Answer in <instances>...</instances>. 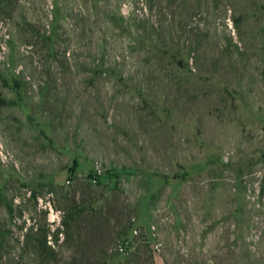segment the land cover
Segmentation results:
<instances>
[{"label":"rangeland","instance_id":"374dc122","mask_svg":"<svg viewBox=\"0 0 264 264\" xmlns=\"http://www.w3.org/2000/svg\"><path fill=\"white\" fill-rule=\"evenodd\" d=\"M0 264H264V0H0Z\"/></svg>","mask_w":264,"mask_h":264}]
</instances>
